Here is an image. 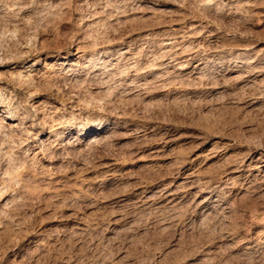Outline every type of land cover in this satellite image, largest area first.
I'll return each mask as SVG.
<instances>
[{
  "label": "rangeland",
  "instance_id": "rangeland-1",
  "mask_svg": "<svg viewBox=\"0 0 264 264\" xmlns=\"http://www.w3.org/2000/svg\"><path fill=\"white\" fill-rule=\"evenodd\" d=\"M0 264H264V0H0Z\"/></svg>",
  "mask_w": 264,
  "mask_h": 264
},
{
  "label": "bare ground",
  "instance_id": "bare-ground-1",
  "mask_svg": "<svg viewBox=\"0 0 264 264\" xmlns=\"http://www.w3.org/2000/svg\"><path fill=\"white\" fill-rule=\"evenodd\" d=\"M10 119V118H9ZM60 136V135H59Z\"/></svg>",
  "mask_w": 264,
  "mask_h": 264
}]
</instances>
